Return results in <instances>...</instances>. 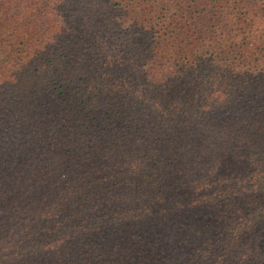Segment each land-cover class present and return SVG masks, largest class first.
Masks as SVG:
<instances>
[{
	"label": "trees",
	"instance_id": "obj_1",
	"mask_svg": "<svg viewBox=\"0 0 264 264\" xmlns=\"http://www.w3.org/2000/svg\"><path fill=\"white\" fill-rule=\"evenodd\" d=\"M0 264H264V0H0Z\"/></svg>",
	"mask_w": 264,
	"mask_h": 264
}]
</instances>
